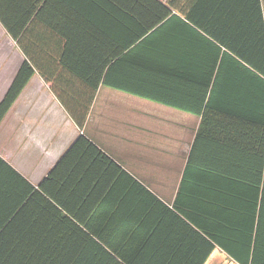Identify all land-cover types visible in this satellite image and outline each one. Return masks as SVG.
<instances>
[{
    "label": "crops",
    "instance_id": "crops-1",
    "mask_svg": "<svg viewBox=\"0 0 264 264\" xmlns=\"http://www.w3.org/2000/svg\"><path fill=\"white\" fill-rule=\"evenodd\" d=\"M166 1L160 4L170 11L158 21L163 23L160 30L152 29L140 39V26L154 21L162 6L113 0L40 1L23 25L24 50L0 21V100L21 64L25 60L35 64L0 122L4 162L0 163V216L30 185L38 189L54 172L49 189L110 240L124 244L123 232L146 217L143 231L154 234L143 256L135 242L126 246L135 249L133 264H264V191L250 248L245 219L240 221V233L235 225L223 229L217 221L224 217L233 224L237 218L234 197L218 192L216 186L232 191L238 180L233 176L248 179L246 170L253 167L249 153L254 149L249 140H244L240 152L230 145L226 151L231 156L225 162L208 160L209 167L229 174L212 175L209 192L194 180H182L201 122V115L191 109L212 96L213 109L232 110L227 101L232 103L236 88L230 81L219 87L220 97L217 88L211 91V82L203 80L207 70L197 65L196 33L174 8L191 3ZM60 6L69 13L59 18ZM75 8L82 15V26L96 24L94 30L75 33L83 31L74 22L79 18L74 16ZM5 12L12 23L22 24L23 7L8 5ZM58 21H64V28H59L65 35L48 26ZM154 40L167 47L155 51ZM64 46L66 55H62ZM154 55L159 57L156 61ZM57 94L73 110L90 104L81 128ZM80 135L97 150L85 144L73 148ZM177 199L181 212L173 207ZM203 226L229 234L225 241L232 253L209 238Z\"/></svg>",
    "mask_w": 264,
    "mask_h": 264
},
{
    "label": "trees",
    "instance_id": "trees-1",
    "mask_svg": "<svg viewBox=\"0 0 264 264\" xmlns=\"http://www.w3.org/2000/svg\"><path fill=\"white\" fill-rule=\"evenodd\" d=\"M40 1L46 3L48 0H0V21L23 50L26 48L23 41L25 33L23 25L33 16L35 3ZM93 1L100 0H90V2ZM113 1L123 4L135 2L140 5L158 4L162 6L161 0ZM173 1L167 0L166 2L172 4ZM184 1L190 2L191 7L174 8L180 11L185 19L184 24L193 27L196 33L197 65L202 70H207L206 79L203 80H206L208 85L211 82V91L217 88L216 92L219 97L221 94L219 87L223 83L229 84L232 81L234 88L238 90L234 91L232 103L227 101L228 105L233 106L232 110L226 111L223 108V111H216L213 109L210 98L212 96L203 105L191 109L194 113L201 115V122L182 180L186 178L194 180L201 188L209 192L212 175L226 178L229 174L224 169L209 167L208 160L225 162L231 156L226 151L227 148L231 149L230 145L235 152H240L242 143L245 144L244 140H249L248 144L254 149L249 153V160L253 162V167L246 170L249 174L248 179L239 174L233 176L238 180L234 183L232 191L220 185L216 188L220 193L232 194L234 197L232 209L237 216L235 224L226 222L224 217L218 218V224L223 229L227 227L226 224L235 225V232L240 233L242 232L240 221L242 218L245 219L247 222L245 232L248 236L246 247L250 248L255 220L258 216V209L261 208L264 191V0ZM4 3L6 5L2 8ZM8 5L14 8H24L22 24L12 23L11 17L5 12ZM163 6L156 10L158 12L155 14L154 21L140 26L137 35L139 39L152 29L160 30L163 23L159 24L158 21H163L170 11L168 7ZM76 9L74 16L79 18H74V22L79 29L83 27V31L76 30L75 33L82 35L87 32V28L94 30L96 24H88L87 28L85 25L82 26L80 20L82 15L80 10ZM66 12L69 13V9L63 6L57 7L59 18L65 16ZM63 24L64 21H58L57 24L52 23L48 26L52 30L61 31L59 25L64 28ZM61 33L65 35L64 32L61 31ZM152 43L155 51L167 47L160 41L154 40ZM65 53L66 47L64 46L62 55H66ZM158 58L154 55L155 61ZM33 66L35 67V64H30L25 60L19 67L0 100V122L33 74ZM38 70L44 79L49 81L45 71L40 68ZM242 83H244L243 86ZM57 97L81 128L90 104L80 106L79 110H73L64 102L60 94H57ZM224 101L222 99L220 102L224 103ZM198 140H200L199 143ZM82 144L97 150L83 135L76 139L72 147L76 148ZM198 151L201 153L197 154ZM0 163H4L3 160L0 159ZM53 178L54 172L40 183L38 189L30 185L13 207L4 216H0V264H133L130 258L135 256V249H129L126 246L134 242L138 248V255L143 256L146 253L147 245L154 234L152 231H143L146 228L144 224L146 217L141 218L135 226L132 225L133 229L130 232H123L121 240L124 244L121 245V242L117 243L104 237V234L94 228L93 224L59 200L48 187ZM173 207L181 212L178 199ZM201 228L225 251L232 253L225 241L229 234L226 236L224 231H218L216 234L208 227Z\"/></svg>",
    "mask_w": 264,
    "mask_h": 264
}]
</instances>
